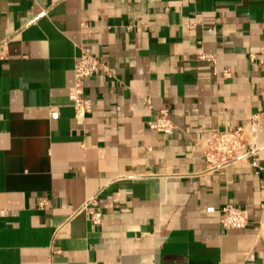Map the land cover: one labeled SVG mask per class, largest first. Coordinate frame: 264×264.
<instances>
[{
	"label": "crops",
	"instance_id": "crops-1",
	"mask_svg": "<svg viewBox=\"0 0 264 264\" xmlns=\"http://www.w3.org/2000/svg\"><path fill=\"white\" fill-rule=\"evenodd\" d=\"M3 43L0 264H264V172L213 168L196 145L260 112L264 167V69L249 57L264 0H0ZM80 44L113 71L87 79L85 117L69 98ZM162 108L170 134L148 125ZM228 203L246 228L223 227Z\"/></svg>",
	"mask_w": 264,
	"mask_h": 264
},
{
	"label": "built area",
	"instance_id": "built-area-1",
	"mask_svg": "<svg viewBox=\"0 0 264 264\" xmlns=\"http://www.w3.org/2000/svg\"><path fill=\"white\" fill-rule=\"evenodd\" d=\"M132 27L129 25V29ZM78 47L80 53L75 63L74 82L70 87L69 98L76 115L85 117L93 110L92 101L86 96L87 79L101 72L112 77L113 71L108 63L99 60L86 45L80 44ZM3 49L4 43L0 45V58L5 57ZM197 56L203 61H212L215 64L217 62L216 55L206 52L203 47L198 50ZM249 57L251 61H258L264 69V47L261 48L260 53H250ZM228 73L229 71L226 70L225 75ZM145 100L147 103H151L149 97ZM262 121L263 113H255L250 120L235 127L225 130L212 129L209 135L198 139L196 145L203 152L207 163L213 168L252 158L251 163L258 168V172H264V167L254 159V156L260 151V147L254 144V140L261 129ZM148 125L165 134L172 133L177 127L168 108L160 109L156 118L148 121ZM49 207L50 201L44 197L40 198L38 208L45 210ZM83 208L87 210L94 224H101L103 212L98 208L95 197L89 199ZM221 223L225 229H242L246 228L250 221L243 208L228 203L222 208Z\"/></svg>",
	"mask_w": 264,
	"mask_h": 264
}]
</instances>
